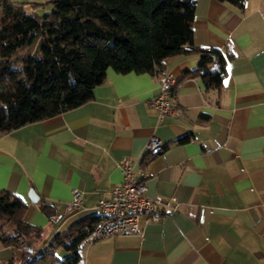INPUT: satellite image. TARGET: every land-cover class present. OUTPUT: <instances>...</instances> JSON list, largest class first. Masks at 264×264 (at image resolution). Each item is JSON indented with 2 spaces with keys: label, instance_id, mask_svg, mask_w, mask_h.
Returning <instances> with one entry per match:
<instances>
[{
  "label": "crops",
  "instance_id": "0c3cea01",
  "mask_svg": "<svg viewBox=\"0 0 264 264\" xmlns=\"http://www.w3.org/2000/svg\"><path fill=\"white\" fill-rule=\"evenodd\" d=\"M10 1L49 8L28 4L48 0ZM192 27L193 44L219 49L226 72L219 88H207L194 73L197 54L166 58L176 114L159 118L150 104L157 73L108 68L90 101L0 131V192L26 203L24 220L42 229V241L97 214L96 201L123 180V157L149 175L147 195L176 198L175 211L141 218V234L86 237L76 264H264V0L242 8L195 0ZM151 137L164 144L153 156L145 150ZM73 189L82 208L65 213ZM19 254L0 242V264Z\"/></svg>",
  "mask_w": 264,
  "mask_h": 264
},
{
  "label": "trees",
  "instance_id": "16d2710c",
  "mask_svg": "<svg viewBox=\"0 0 264 264\" xmlns=\"http://www.w3.org/2000/svg\"><path fill=\"white\" fill-rule=\"evenodd\" d=\"M242 8L245 0H218ZM27 3L0 0V131L73 109L93 98L108 68L118 73H162L163 61L195 53L207 88H219L226 57L214 47L193 44L195 0H48L28 3L43 12H25ZM34 46L21 67L9 59ZM26 203L0 192V242L20 251L7 264H76L77 248L100 222L96 214L77 221L51 241L24 220ZM39 207L48 217L53 207ZM22 241L19 243L18 238ZM48 245L36 259L30 255ZM57 249L67 254L60 258Z\"/></svg>",
  "mask_w": 264,
  "mask_h": 264
},
{
  "label": "built area",
  "instance_id": "2783aa9c",
  "mask_svg": "<svg viewBox=\"0 0 264 264\" xmlns=\"http://www.w3.org/2000/svg\"><path fill=\"white\" fill-rule=\"evenodd\" d=\"M159 93L150 104L157 111L158 117L176 114L177 104L174 98V77L170 72L157 74ZM164 144L156 137H151L146 145L147 155H157ZM122 174V182L110 188L107 196L100 197L94 209L100 222L91 233V237L110 236L115 234H141V218L148 217L157 221L178 208L176 198H163L161 195H147V179L149 175L141 170H134L130 159L123 157L116 162ZM82 193L72 190V200L65 206L64 212H74L82 208ZM168 209V210H167ZM22 239L19 237L18 242ZM48 245L41 246L30 258L36 259Z\"/></svg>",
  "mask_w": 264,
  "mask_h": 264
},
{
  "label": "rangeland",
  "instance_id": "374dc122",
  "mask_svg": "<svg viewBox=\"0 0 264 264\" xmlns=\"http://www.w3.org/2000/svg\"><path fill=\"white\" fill-rule=\"evenodd\" d=\"M49 8H48V10H49ZM24 11L27 12V13L28 12H31V10L28 7H24ZM37 12H39V10ZM0 22H1V8H0ZM33 50H34V46L25 49L24 51H22L21 53H19L17 56L12 57L11 59H9V63H8L9 64V67H11V68L21 67L22 64H23V60L26 57H28L29 55H31L33 53ZM0 60H2V59L0 58ZM56 254H57V256H59L60 258H62L65 255V251L62 250V249H57L56 250Z\"/></svg>",
  "mask_w": 264,
  "mask_h": 264
},
{
  "label": "water",
  "instance_id": "95a60500",
  "mask_svg": "<svg viewBox=\"0 0 264 264\" xmlns=\"http://www.w3.org/2000/svg\"><path fill=\"white\" fill-rule=\"evenodd\" d=\"M33 200H35V199H33Z\"/></svg>",
  "mask_w": 264,
  "mask_h": 264
}]
</instances>
